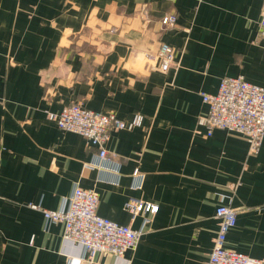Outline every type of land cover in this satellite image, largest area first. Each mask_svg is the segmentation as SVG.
<instances>
[{"label": "crops", "instance_id": "0c3cea01", "mask_svg": "<svg viewBox=\"0 0 264 264\" xmlns=\"http://www.w3.org/2000/svg\"><path fill=\"white\" fill-rule=\"evenodd\" d=\"M263 0H0V264H206L219 230L216 207L237 212L226 246L264 258V139L207 127L201 92L225 76L264 86ZM177 15L166 28L162 18ZM162 42L177 67L161 70ZM84 106L143 124L111 131L118 163L47 116ZM93 162L94 166H87ZM138 168L141 175H134ZM76 185L99 195L97 212L140 228L128 200L158 205L123 255L83 247L47 223ZM151 216V215H150Z\"/></svg>", "mask_w": 264, "mask_h": 264}, {"label": "built area", "instance_id": "2783aa9c", "mask_svg": "<svg viewBox=\"0 0 264 264\" xmlns=\"http://www.w3.org/2000/svg\"><path fill=\"white\" fill-rule=\"evenodd\" d=\"M166 28L177 25V15L168 13L162 18ZM259 33L264 37V0L260 19ZM162 59L161 70L177 67L174 49L162 42L158 52ZM203 102L207 104V113L199 117V123L207 127L211 135L215 129L235 132L243 135L249 145L250 153H258L264 139V86L252 83L243 75L225 76L221 79L216 93L201 92ZM47 116L63 131H70L85 138L99 149L98 165L104 166L112 161V169L118 174V163L113 161L105 145L110 139L111 131L130 130L143 124L144 116L137 114L132 120L117 117L114 113L93 110L81 102H73L60 112L48 111ZM95 164L90 162L87 166ZM136 177L142 176L139 169L134 171ZM98 193L91 188L76 185L65 196L58 209H46L39 204L30 207L43 213L47 223L62 222L64 237L76 241L83 247V260L93 262L100 252L123 255L126 250L138 244L142 234L152 221V215L158 211V205L151 202L130 199L125 207L135 219L144 214L140 228L119 224L98 214ZM151 215V216H150ZM219 219V230L214 247L206 264H264V258L249 256L226 246L228 233L237 224L236 209L230 205L219 204L215 210Z\"/></svg>", "mask_w": 264, "mask_h": 264}]
</instances>
